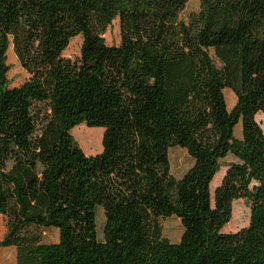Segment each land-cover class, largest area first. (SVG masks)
Masks as SVG:
<instances>
[{"label":"trees","instance_id":"1","mask_svg":"<svg viewBox=\"0 0 264 264\" xmlns=\"http://www.w3.org/2000/svg\"><path fill=\"white\" fill-rule=\"evenodd\" d=\"M187 1L0 0V248L14 264H264V0H198L182 19ZM76 36L79 57L63 58ZM80 124L103 128L100 153L74 140ZM173 147L192 160L179 179ZM236 200L248 226L222 233ZM168 217L177 243L161 235Z\"/></svg>","mask_w":264,"mask_h":264},{"label":"rangeland","instance_id":"2","mask_svg":"<svg viewBox=\"0 0 264 264\" xmlns=\"http://www.w3.org/2000/svg\"><path fill=\"white\" fill-rule=\"evenodd\" d=\"M198 11V0H188L182 13L181 18L187 19L190 14H194ZM105 44L108 46H117L120 42L118 21L113 20L111 25L107 28L103 35ZM81 46V37L76 36L69 42L67 48L63 51L62 57L70 60L77 59L79 57V51ZM7 64L9 66V71L7 73V79L9 81L10 87L21 86L29 76L24 70L19 66L16 58L12 52L11 46H9L7 53ZM225 103L227 109H230L235 102V96L230 89H225L223 91ZM255 121L259 124L262 132L264 133V114L257 113L255 115ZM78 126H81L77 128ZM89 131L88 134H85ZM90 131H93L91 134ZM103 128H89L85 124H80L71 129L70 134L74 140L78 143L79 147L83 153L87 156L95 155L101 152V140L103 134ZM241 126L237 124L234 128V135L240 137ZM92 139L89 143L88 140ZM168 161H169V173L174 179H179L191 166L192 160L187 155L184 149L179 147H173L168 151ZM223 171H220L210 185L211 195L214 188L219 184ZM249 208L243 200H236L232 203L231 217L228 223H226L222 228V233H234L248 226L249 223ZM103 212L100 208L96 211V233L98 240L101 239V231L103 226ZM159 224L161 227V235L167 239L170 243H177L180 235L183 231L179 220L175 217H168L159 219ZM5 231L4 228V218L0 216V238L3 236ZM58 240L57 229L50 228L44 230L43 242L44 243H56ZM15 263V249L13 247L0 248V264H14Z\"/></svg>","mask_w":264,"mask_h":264},{"label":"crops","instance_id":"3","mask_svg":"<svg viewBox=\"0 0 264 264\" xmlns=\"http://www.w3.org/2000/svg\"><path fill=\"white\" fill-rule=\"evenodd\" d=\"M224 93V92H223ZM232 161H234V158H232V156H230V155H228L226 158H225V162L226 163H228V162H232ZM220 171H223L222 173H224V168H221V170ZM218 174V173H217ZM216 174V175H217ZM216 175H215V177H216ZM214 177V178H215Z\"/></svg>","mask_w":264,"mask_h":264},{"label":"bare ground","instance_id":"4","mask_svg":"<svg viewBox=\"0 0 264 264\" xmlns=\"http://www.w3.org/2000/svg\"><path fill=\"white\" fill-rule=\"evenodd\" d=\"M101 142H102V140H101Z\"/></svg>","mask_w":264,"mask_h":264}]
</instances>
